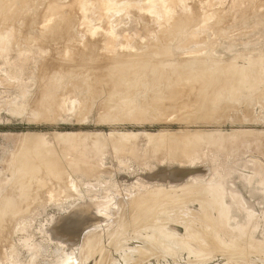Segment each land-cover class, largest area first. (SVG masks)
Masks as SVG:
<instances>
[{
	"label": "rangeland",
	"instance_id": "374dc122",
	"mask_svg": "<svg viewBox=\"0 0 264 264\" xmlns=\"http://www.w3.org/2000/svg\"><path fill=\"white\" fill-rule=\"evenodd\" d=\"M10 1L13 2V5L10 4ZM15 1L8 0L3 5L4 8L0 9V22H2L0 33L4 32L7 35V32H12L10 25L16 27V24L20 30L24 28L28 30H21L20 33L17 31L16 37L4 42L1 45L3 48L0 49L5 53L4 57L0 58V69L7 68L4 65L7 59L9 62L16 59L25 60L20 65L19 75L14 78L8 77L14 83L6 89H0V264H264V108L255 99L254 103L257 105H253L252 100L253 107L248 105L247 101L224 107L223 100L218 99L217 102L216 97L213 98L214 86L212 87L211 81L202 79V75L204 76L202 73L207 71L206 67H197V60L205 58L208 61L216 62L219 72L222 70V72L242 73L241 70L244 68H253L255 63L264 62V0H241L240 4H236L238 0H222L220 3L218 0H213L214 3L216 2L212 4L214 6L208 5V3L207 6L204 3L206 0H175V11L171 14L172 16L162 21V24L157 23L153 17H149L148 24H146L148 28L144 27V23L141 26L142 20H144L143 17L141 18L143 12L136 9L139 6L138 1L148 0H134L135 2L131 1L133 4L129 1L127 7L123 6L122 9L115 7L116 9L100 11V13L103 12L102 15L97 10L94 16L88 8L83 11L77 10L80 12L78 13L75 11L76 9H73V6L77 5L75 3L71 5L69 0H55L57 3L64 4L63 6L68 4L67 9L73 7L74 11L69 10L73 16L67 11L68 14L65 15L67 17L64 18L66 23L69 21L71 24L67 25L66 29L71 35L77 28L78 34L76 31L73 33L77 34L78 39H81L80 46H82V41H86L82 46L84 48L81 49H85L89 59V54H91L88 53L90 51L87 52V50H91L89 46L100 47L95 49L97 51L99 49L98 54L94 53L95 50H91L93 57L99 56V53L105 51L101 57L99 56V59L94 57V59H98H93L94 62L92 56L90 62L87 59L86 63L84 62L87 68L83 66V63L79 67L81 63L76 62L75 67L80 70L74 68L72 64L73 62L75 64L76 61L75 54H70L67 57L56 48V43H54L55 45L52 43L54 42V35L52 37L54 33L50 32L57 28L54 29L49 23L47 26L49 29L46 28L41 32L45 46L53 39L50 42L51 46H49L50 43L47 47L33 43L23 47L20 44L21 41L25 42L23 37L26 32L32 35L33 29L34 32L40 31L37 27L42 21L40 16L42 17V12L45 11L44 7L52 2L55 3L54 0H41L42 2L40 0H32V2L28 0L27 2L26 0V4L25 0H17L18 4ZM33 1L34 4H36L35 1H38L34 8ZM134 3L138 6L136 7ZM222 3L223 5H220ZM5 6L9 8V11ZM195 6L196 8H193ZM5 9L7 11L4 12ZM182 9L185 18L180 17L182 14L180 12L179 18L176 16L177 22L173 17ZM185 10L189 13L187 14ZM190 13L197 15L194 17V14ZM77 14H81V19L78 18L80 15L76 16ZM103 15L104 17H102ZM68 16L72 17L70 18L72 23ZM84 16L93 24L97 22L95 27H98L97 35L100 37L93 38L91 42L76 26L78 18L81 22L80 26L83 27ZM10 17L12 18L10 19ZM1 18L3 19L1 20ZM27 18L29 20L31 18L33 22L38 21L31 23L32 21H27ZM186 18L192 19V23L190 20L188 22V19L184 22ZM23 19L26 20L25 25H22ZM179 21L187 23L188 26L179 23ZM30 23L31 25H28ZM34 24L37 26L35 27ZM176 24L179 25L176 26ZM180 24L190 27L185 29L184 26L181 29ZM72 25L73 27H71ZM21 26L23 27L21 28ZM2 27H6V29ZM168 27L171 30H168ZM177 27L181 32L179 36ZM60 28L62 30L63 25H60ZM164 28L166 29L164 30ZM110 30H113L111 35L114 34V38H116V46L114 45L113 51L107 50V52L104 49L106 40L102 39L104 42L99 40L105 38L104 34ZM172 30L174 32H171ZM44 33H46L45 36ZM133 33L139 35L136 37ZM35 34L33 35L35 36ZM80 34L82 35L80 36ZM152 35L156 37L164 35V37L160 39L161 37L156 38ZM166 35L170 36L172 40L165 38ZM49 36L52 37L51 40ZM82 36L85 38L83 39ZM45 37H48L49 41ZM183 37L184 39L188 37L192 45L195 44L194 42L197 43L192 47V51L189 50L192 45L190 44L188 47V43L191 42L186 43L189 39L186 38L185 41ZM158 38L160 41L162 40L161 43ZM194 38L197 41H192ZM115 40L113 41L115 42ZM150 40H154V42H149ZM156 40L159 42L157 43ZM167 40H169L168 43ZM164 43L169 48H166ZM51 47L56 50L55 52L58 51L54 52L56 54L54 56L56 58L53 57L54 60L61 59V56L66 57L62 58L61 62H57L59 67L63 65L66 67L65 69L63 67L55 69L56 61L53 60L51 63L50 59L54 54L52 53L54 49ZM91 47L93 48V46ZM159 48L162 53L168 52L167 55H165L166 53L158 54L155 49L159 50ZM193 48H197V50ZM68 49L70 50L69 46ZM148 51L150 56L152 52L151 57L157 55L155 60L152 59V62L156 64V60L159 59L161 66H156L152 70L153 67L140 61V63H145L140 65H145L147 68L142 66L146 71L143 70L145 77L141 76L143 78L138 80L139 77L135 73L143 68H138L134 73L133 70L140 67V65L135 66L137 62L139 64V60L136 59L133 63L130 61L135 67L131 66L128 60L130 56L134 55L133 52L146 55ZM49 54H51L50 59ZM57 54L60 55L58 58ZM104 54L109 55L103 57ZM125 55H128V60ZM195 57L198 59L196 60ZM70 60L72 61L70 62ZM44 61H49L46 64L50 68H54V70L51 69L52 72L51 70L45 71L46 64L42 71ZM62 61L67 65L64 66ZM100 64L101 66L98 67ZM94 66L99 69L97 68V70ZM152 66L155 67V65ZM70 67H73L76 72L79 70V72L73 71V73L69 70ZM201 67H204L206 71ZM259 67L261 68L262 65ZM93 68L98 71L99 75ZM130 68L132 72L129 70ZM148 68L152 71L159 68L161 72L156 70L154 73L157 72V75L153 76V74L150 75L153 73L152 71H149L150 73L147 71ZM90 69L92 71H88ZM126 69L128 71H125ZM61 70L70 71L67 74L68 77ZM129 72L133 73V77L136 76L137 80L131 78ZM255 72L264 75V69ZM148 73L149 75H147ZM7 75L9 73L3 71L2 76L7 77ZM178 75L180 76L178 77ZM50 76L55 85L51 82ZM52 76H56L55 80ZM48 78L50 79L48 80ZM131 79L139 81L140 85L136 82L133 85ZM241 80L245 89L237 88V85L234 87L241 91V95L260 91L264 83L262 77L257 80L253 78L250 81H246L244 78ZM48 82L53 86L47 85ZM52 87L55 88L52 89ZM156 88L159 89L156 90ZM156 91L160 92V98ZM230 91L232 90H228V92ZM234 100L237 101L240 98ZM128 101H132L131 107V103L128 104ZM232 106L235 108L233 109ZM168 135H173L170 138H174L169 139ZM176 136L177 139L181 137L180 142L183 140L181 144H179V140L175 139ZM182 137L184 138L182 139ZM175 142H179L177 143L179 146ZM24 146H35L41 151L32 157H26V154L24 155L22 152L24 148L21 149ZM172 149L178 152H173ZM21 161L22 163H19ZM24 161L33 164V167L38 165V167L35 166L37 169L35 175L23 169ZM39 165L49 166L52 171L56 172L58 178L53 177V179L52 175H47L46 168ZM26 178L28 179L26 180ZM42 179L43 181H40ZM51 179L52 182L59 181L55 187L50 186L49 188V184L48 187H45L43 184L46 185V182L49 183ZM66 182L68 183L65 184ZM155 188H157L155 191L159 190V193L157 191L155 195L157 198L152 196L155 194ZM161 188L164 189L163 193ZM142 194L146 195L145 199H142L146 203L140 198L144 196ZM158 194L162 195L158 196ZM150 195L153 199L150 198ZM136 197H139L141 202L138 198L136 202ZM131 201L134 202L131 204ZM148 201L154 204V206L150 205V207H154H152L153 209L149 207ZM89 202L94 204H89ZM143 203L147 204V209L151 210V212L149 209L147 210L149 211L147 213L151 214H147L148 218L150 219L152 214L156 218L151 217L153 222L152 219L149 221L146 216H143V214L146 215V212L142 210L146 208ZM2 204L7 208H1L4 207ZM88 205L90 210L82 211V206L87 207ZM159 205L163 207L156 208ZM8 206L15 209L9 212ZM77 207H81V209H77L75 213L73 210ZM159 209H162L163 212L165 209L169 211L167 220H161L163 212ZM131 210L136 211V215L139 210H142L144 213L141 211L139 214L140 212H138V215L141 216L137 217V215L136 217L146 218V221L143 218L142 221H139L140 219H137ZM72 211L73 214H71ZM206 211L209 215L206 214ZM154 212H158V215ZM78 213L88 215L87 222H89L88 220L99 221L86 224L79 230L77 236L71 235L68 240L60 237L55 238L51 235V227L54 223L68 219V217L75 220ZM204 214L207 216L205 217ZM1 220L4 221L1 223ZM145 222L150 223L147 224L148 228ZM80 225L72 231V234L77 232ZM159 225L162 229H158ZM199 225L203 230L208 231H206L208 236L209 234L212 236L206 240L209 243L215 242L211 245L212 248L208 242L200 244V241H196L204 236ZM188 229L190 231H187ZM91 230L92 232H90ZM159 234L170 236L171 239L168 238L170 239L167 240L168 242H162V246H165L164 249L166 248L168 252L166 250V252L157 251L156 245L148 242V239L159 236ZM145 237H150L147 239L150 246L144 239ZM173 237H177L175 238L177 245ZM171 240L174 241V243L171 242L173 244L170 243ZM179 241L181 244L178 243ZM157 245L160 246L158 243ZM162 246H160L161 249Z\"/></svg>",
	"mask_w": 264,
	"mask_h": 264
},
{
	"label": "bare ground",
	"instance_id": "6f19581e",
	"mask_svg": "<svg viewBox=\"0 0 264 264\" xmlns=\"http://www.w3.org/2000/svg\"><path fill=\"white\" fill-rule=\"evenodd\" d=\"M17 1V0H16ZM15 1V2H16ZM30 1V0H29ZM39 1V0H38ZM38 1H35V3L37 4V2ZM44 1V0H43ZM75 0H69V2L71 3V5L73 4V3H75L77 6H73L72 8L75 10V11H77V10H84V9H86V8H88L89 9V11L91 12V14L94 16V15H96V11L98 10V12L100 13V11H104V10H108V9H114L115 7L116 8H118V9H122L121 7H127V4H128V2L130 1H133V2H135L134 0H76L75 2H74ZM180 1H182V0H180ZM193 1V0H192ZM219 1V3L222 1V0H218ZM6 2H8V0H0V9L3 7V5L4 4H6ZM11 2V1H10ZM9 2V3H10ZM18 2V1H17ZM16 2V3H17ZM27 2H28V0H27ZM30 2H32V0L30 1ZM40 2H42L41 0H40ZM40 2H39V4H40ZM46 2V1H45ZM51 2V1H50ZM54 2L55 3H50L49 5L47 4V6L46 7H44L45 9V11L44 12H42V17L40 16V20H42V21H40L38 24V27L37 28H39L40 29V31H37V34H35V32H34V29H33V34H35V36L32 34V35H30L28 32H26V33H28V34H26L25 33V36L23 37L24 38V41L25 42H23V41H21L20 42V44H21V46H23V47H27V46H29L30 44H36V45H40L41 46V44H42V46L44 45L43 43H45L44 42V38H43V34H42V32H41V30L43 31V30H46V28H48L47 26H48V23H49V25H51V27H53L54 29H56L57 28V30H53V31H49L51 34H52V32L54 33V34H52V37H53V35H54V42H52L53 44L54 43H56V45H57V49L60 51V52H63L67 57H69L70 56V54H75V64H74V62L72 63L73 65H74V68H78V67H75V65H76V62H78L79 64L81 63V65H79L78 63H77V65H79V67H81L82 66V63H83V66H85L86 64H84V62L86 63V60L87 61H91L90 59L93 57V53H92V51L93 50H95L96 48H100V47H98L97 45V47L95 48L94 46L95 45H91V46H93V48L91 47V46H89L90 47V49L92 50H87V52L88 51H90V52H88V53H91V54H89L90 55V59H89V56L86 54V52H85V49L83 50V49H81V48H84V47H82L83 46V43H85L86 41H82L83 43L81 44L82 46H80V44L79 43H81L80 42V40L81 39H78V36H76L78 33H77V28H76V30L74 29V31L73 32H75L76 31V33L77 34H75L74 35V33L72 32V34L70 35V34H68L69 32H68V29H66V27H67V25L69 26V25H71L70 23H69V21H67L68 23H66V21H65V17H67V16H65V15H67L68 13H67V11L69 12V10L71 9L72 10V8H70V9H67L68 8V4L66 5L65 4V6H63L64 4H61V3H57V1H55L54 0ZM175 2V0H148V1H145V2H140V1H138V5L136 4V3H134L135 4V6L137 7H133L134 9L136 8V9H138V10H140L141 11V13L143 12V14L141 15V13H140V15H141V18L142 19H144V20H142L141 18H140V21L142 20V24H141V26L143 25V23L145 24V26L144 27H146L147 25L146 24H148L147 23V19L149 18V17H153L154 18V20L157 22V23H161L162 24V21H164L165 19L167 20L168 18H169V16H172L171 14H173L174 13V5L176 4V3H174ZM177 2V1H176ZM204 2V1H203ZM13 2H11L10 4H12ZM25 4H26V0H25V2H24ZM204 3H206V5H207V3H208V5L210 4V6L212 5V4H215L214 3V1L213 0H206V2H204ZM203 3V4H204ZM218 3V4H219ZM226 3V2H225ZM241 3V0H238L237 1V3L236 4H240ZM18 4V3H17ZM23 4V3H22ZM27 4H29V3H27ZM33 4H34V1H33ZM32 4V5H33ZM36 4H34L33 5V8H34V6L36 5ZM38 4V5H39ZM43 4V3H42ZM42 4H41V6H42ZM46 4V3H45ZM131 4H133L132 2H131ZM130 4V5H131ZM194 5H195V3H193ZM7 5H9L8 3H7ZM13 5V4H12ZM129 5V6H130ZM207 5V6H208ZM220 5H223V3L222 4H220ZM18 6V5H17ZM26 6V5H25ZM25 6H24V8H25ZM29 6V5H28ZM37 6V5H36ZM131 6H134V5H131ZM192 6V5H191ZM212 6H214V5H212ZM6 7V6H5ZM32 7V6H31ZM38 7H40V6H38ZM92 7V8H91ZM4 8V7H3ZM6 8H8V7H6ZM18 8V7H17ZM43 8V7H42ZM94 10V12H92V10ZM115 8V9H116ZM184 8V7H183ZM193 8H196V6L195 7H193ZM11 9V8H10ZM192 9V8H191ZM3 10V9H2ZM2 10H1V12H2ZM13 10V9H12ZM11 10V11H12ZM22 10V9H21ZM24 10V9H23ZM30 10V9H29ZM38 10V9H37ZM74 10H72V11H74ZM167 10H168V12H169V10H170V12L168 13L167 12ZM194 10V9H193ZM5 11H7V9H5L4 10V12ZM8 11H9V8H8ZM14 11H16V10H14ZM36 11V10H35ZM39 11V10H38ZM182 11H184L183 9L182 10H180V11H178V13H177V15H175L173 18H175L176 19V16H177V18H179L178 17V14H181V16L180 17H184V12H182ZM3 12V13H4ZM78 13H80L79 11H77ZM76 12V13H77ZM181 12V13H180ZM185 12H186V10H185ZM194 12V11H193ZM197 12V11H196ZM26 13V12H25ZM67 13V14H66ZM94 13V14H93ZM98 13V14H99ZM103 13V12H102ZM102 13H100L101 15H102ZM138 14H139V12H137ZM187 14L189 13V12H186ZM261 13V12H260ZM8 14V13H7ZM10 14H13V13H10ZM23 14V13H22ZM28 14V13H27ZM31 14V13H30ZM53 14V15H52ZM69 14H70V12H69ZM75 14V13H74ZM98 14H97V16H98ZM99 14V16H101ZM190 14H192V13H190ZM194 14V15H193ZM192 15L195 17L197 14H195V13H193ZM32 16H33V14H31ZM39 15V14H38ZM70 15H72V14H70ZM78 15H80L78 18L79 19H81L80 17H81V14H77L76 16H78ZM183 15V16H182ZM186 15V14H185ZM1 16H2V14H1ZM6 16V15H5ZM12 16V15H11ZM26 16V15H25ZM73 16V15H72ZM137 16V15H136ZM135 16V17H136ZM187 16V15H186ZM189 16V15H188ZM8 17H9V15H8ZM31 17V16H30ZM34 17V16H33ZM38 17V16H37ZM102 17H104V15L102 16ZM190 17V16H189ZM188 17V18H189ZM192 17V16H191ZM194 17H192V19L194 18ZM221 17V16H220ZM12 17H10V19H11ZM16 18H18L17 16H16ZM24 18V17H23ZM70 18H72V17H70ZM69 18V16H68V19H70ZM77 18V21H78V25H76L78 28H80V31L82 32V34L85 36V37H87L86 39L88 40H90V42H91V40H93V38H95V37H100V36H98L97 34H98V27L96 28L95 27V24H97V22L95 23V24H93V23H91L88 19H86L85 18V16H84V23L82 24L83 25V27L82 26H80L81 25V22H79V19ZM185 18V17H184ZM188 18H186V20H184V22H186L187 21V19ZM225 18V17H224ZM228 18V17H227ZM3 18H1V20H2ZM20 19V18H19ZM25 19V18H24ZM23 19V20H24ZM34 20H35V18H33ZM74 19V18H73ZM76 19V18H75ZM174 19V20H175ZM190 20V19H188V22H190L191 21V23H192V21L194 20ZM29 20V18H27V21ZM30 20H31V18H30ZM29 20V21H30ZM49 22H48V21ZM173 20V19H172ZM178 19H176L175 21H177ZM180 21L182 20V19H179ZM190 20V21H189ZM219 20V19H218ZM13 21H14V19H13ZM25 21L26 20H24V22H23V24L22 25H25L26 23H25ZM32 21V20H31ZM36 22H31V23H37V21L38 20H35ZM70 21H71V19H70ZM82 21V20H81ZM179 21V23H181ZM183 21V20H182ZM195 21V20H194ZM220 21V20H219ZM12 22V21H11ZM17 22V21H16ZM20 22V21H19ZM42 22V23H41ZM74 22H76V21H74ZM174 22V21H173ZM173 22H172V25H173ZM178 22V21H177ZM183 22V23H184ZM217 22V21H216ZM2 22H0V24H1ZM21 23V22H20ZM31 23L30 24H28V25H31ZM71 23H72V21H71ZM132 23V22H131ZM141 23V22H140ZM140 23H139V25H140ZM183 23H181V24H183ZM74 25H75V23H73ZM174 24H175V22H174ZM180 24V25H181ZM184 24H187V23H184ZM5 25V24H4ZM8 25V24H7ZM17 25L18 24H16V27L15 26H12V25H10L11 27H12V29L11 28H9V29H11V31L12 32H7V35L4 33V32H1L0 33V49H2L3 47H1V45H3V43L4 42H8V41H10L11 39H13V38H15L16 37V35L18 34V32L17 31H19V33H20V31L22 30V31H26V30H28L27 28H24V29H26V30H24V29H21L20 30V28H17ZM35 25V24H34ZM41 25V27H39ZM60 25L62 26L63 25V29L61 30V28H60ZM171 25V24H170ZM169 25V26H170ZM179 25V24H178ZM177 24H176V26H178ZM189 25L191 26V24L189 23ZM27 26V25H26ZM33 26V25H32ZM32 26H30V27H32ZM37 26V24L35 25V27ZM132 26V25H131ZM175 26V27H176ZM185 25H181V29H182V27H184ZM186 26H188V24L186 25ZM185 26V29L186 28H189V27H186ZM20 27V26H19ZM23 26H21V28H22ZM28 27V26H27ZM58 27H59V31H58ZM71 27H73V25L71 26ZM82 27V28H81ZM144 27H142V28H144ZM151 27V26H150ZM171 27V26H170ZM170 27H168V30H171V28ZM175 27H173L174 29H175ZM3 29L5 28L6 29V27H2ZM69 29H70V27H68ZM75 28V27H74ZM86 28V29H85ZM147 28H148V26H147ZM146 28V29H147ZM154 28V27H153ZM170 28V29H169ZM172 28V29H173ZM17 29H19V30H17ZM32 29V28H31ZM49 29V28H48ZM138 29V28H137ZM136 29V30H137ZM166 28H164V30H165ZM178 27H177V31H178ZM181 29H180V31H181ZM199 29V28H198ZM71 30V29H70ZM121 30H123V29H121ZM141 30V29H140ZM151 30V29H150ZM187 30H189V29H187ZM186 30V31H187ZM195 30H197V29H195ZM32 31V30H31ZM72 31V30H71ZM113 31V30H112ZM112 31L110 30V32H107L106 34H104L105 35V38H100V40L99 41H101L102 39L105 41V47H104V49H106V51L107 50H110L109 52H111V51H113V48L116 46L115 44H116V38H114V34H113V36L111 35V33H112ZM137 31H139V30H137ZM137 31H135V32H137ZM167 31V30H166ZM165 31V32H166ZM183 31V30H182ZM191 31H193V30H191ZM190 31V32H191ZM229 31V30H228ZM48 32V33H49ZM134 32V31H133ZM134 32V33H135ZM168 32V31H167ZM171 32H174V30H172ZM170 32V33H171ZM176 32V31H175ZM194 32V31H193ZM4 33V34H3ZM23 33V32H22ZM47 33V32H46ZM46 33H44V36H45V34ZM71 33V32H70ZM80 33V32H79ZM133 33V34H134ZM137 33H139V32H137ZM169 33V34H170ZM179 33H181V32H177V34H178V36L180 35ZM183 33V35H184V31L182 32ZM187 33H189V32H187ZM187 33H185V34H187ZM24 34V33H23ZM51 34H50V36H51ZM82 34H80V36L82 35ZM142 34V33H141ZM165 34V33H164ZM168 34V35H169ZM177 34H175V35H177ZM190 34H192V33H190ZM189 34V35H190ZM49 35V34H48ZM126 35H128V34H126ZM135 36L137 35V34H134ZM139 35V34H138ZM137 35V36H138ZM168 35H166L167 37H165V38H170V36L168 37ZM173 35H174V33H173ZM50 36H49V38H50ZM79 36V37H80ZM136 36V37H137ZM151 36V35H150ZM153 36V35H152ZM177 36V37H178ZM181 36H182V34H181ZM180 36V37H181ZM188 36V35H187ZM192 36V35H191ZM51 37V38H52ZM83 37V36H82ZM85 37H83V39L85 38ZM122 37V36H121ZM126 37V36H125ZM153 37H156V36H153ZM153 37H152V39H153ZM157 37H159V36H157ZM156 37V38H157ZM161 37V36H160ZM159 37V38H160ZM162 37H164V35L162 36ZM162 37L160 38V39H162ZM171 37H172V35H171ZM179 37V38H180ZM184 37H185V35H184ZM184 37H183V39H184ZM43 38V39H42ZM49 38L47 37H45V39L46 40H48L49 41ZM51 38H50V40H51ZM122 38H124V36L122 37ZM121 38V39H122ZM140 38V37H139ZM148 38V37H147ZM156 38H154V39H156ZM158 38V39H159ZM173 38V37H172ZM186 38H188V37H186ZM186 38L184 39L185 41H186ZM189 38L191 39V37L189 36ZM188 38V39H189ZM18 39V38H17ZM85 39V40H86ZM96 39V38H95ZM94 39V40H95ZM98 39V38H97ZM127 39V38H126ZM160 39H159V41H160ZM171 39V38H170ZM189 39V41H186V43H188V42H191V40ZM51 40V41H52ZM102 40V41H103ZM113 40H115V42L113 41ZM166 40V39H165ZM165 40H163V41H165ZM172 40V39H171ZM183 40V41H184ZM50 41V42H51ZM97 41V40H96ZM103 41V42H104ZM118 41H119V39H118ZM126 41V40H125ZM128 41V40H127ZM154 42V40H150L149 42ZM157 41V40H156ZM159 41H157V43L159 42ZM162 41V40H161ZM161 41H160V43H161ZM168 41L169 40H167V43H168ZM184 41V42H185ZM192 41H197V40H195V38L194 39H192ZM47 42V41H46ZM50 42H47L46 43V46L45 47H47L48 45H49V43ZM70 42H72V43H70ZM98 42V41H97ZM96 42V43H97ZM114 42V43H113ZM166 42V41H165ZM171 42V41H170ZM99 43V42H98ZM128 43V42H127ZM126 43V44H127ZM163 43V42H162ZM195 44L194 45H197V43L196 42H194ZM53 44H52V46H53ZM69 44H71V45H69ZM88 44V43H87ZM100 44V43H99ZM98 44V45H99ZM165 44V43H164ZM172 44V43H171ZM190 44L192 45V42L191 43H188V47L190 46ZM198 44H200L201 45V43H199L198 42ZM55 45V44H54ZM86 44H84V46H85ZM101 45V44H100ZM99 45V46H100ZM115 45V46H114ZM140 45V44H139ZM148 45H149V43H148ZM152 45H153V43H152ZM151 45V46H152ZM174 45V44H173ZM194 45H192V46H190L189 47V50H191L192 51V47L194 46ZM49 46H51V43H50V45ZM68 46L70 47V50H71V52H70V50L68 49ZM154 46H156L155 45V43H154ZM162 46V45H161ZM165 46H166V44H165ZM168 46V45H167ZM166 46V48H169V47H167ZM178 46V45H177ZM186 46V44L184 45V47ZM36 47V46H35ZM38 47V46H37ZM86 47V46H85ZM102 47V46H101ZM153 47V46H152ZM163 47V46H162ZM200 47V46H199ZM52 48V47H51ZM88 48V47H87ZM111 48V49H110ZM134 48H135V46H134ZM164 48V47H163ZM163 48H162V50H163ZM172 48V47H171ZM201 48V47H200ZM34 49V48H33ZM38 49V48H37ZM52 49H54V48H52ZM83 50V51H81V50ZM102 49V48H101ZM100 49V50H101ZM124 49V48H123ZM137 49V48H136ZM152 49V48H151ZM165 49V48H164ZM173 49V48H172ZM175 49V48H174ZM177 49V48H176ZM183 49V48H182ZM188 49V48H187ZM193 49H196L197 50V48H193ZM22 50V49H21ZM116 50V49H115ZM118 50V49H117ZM116 50V51H117ZM135 50V49H134ZM156 51H158V54L160 53V55H161V49L159 48V50L158 49H155ZM18 51V50H17ZM20 51V50H19ZM29 51H31L30 49H29ZM56 50L54 49V51H52V53H54ZM98 51H99V49H98ZM98 51L97 50H95L94 51V53L96 52L97 54H98ZM102 51V50H101ZM154 51V50H153ZM155 51V52H156ZM163 51H165V50H163ZM166 51H168V49H166ZM173 51V50H172ZM190 51V52H191ZM49 52H50V50H49ZM58 52V51H57ZM57 52H55V53H57ZM105 52V51H104ZM104 52H102L101 54H103ZM108 52V51H107ZM120 52V51H119ZM154 52V56H155V54L157 53H155ZM187 52H189V51H187ZM197 52V51H196ZM53 54V56H51V54H49L48 55V57L49 56H51V58L52 59H50V57H49V59L51 60V63H52V61L54 60L53 59V57L54 56H56V54ZM117 53V52H116ZM123 53V52H122ZM127 53H128V51H127ZM132 53V52H131ZM139 53V52H138ZM144 53H146L145 51H144ZM148 53H149V51H148ZM142 54V55H140V53L139 54H137V53H134L133 52V54L134 55H132V56H130V59L128 60L127 59V56L128 55H125L126 56V59L130 62H134V61H136V59L137 60H139V64H138V62H137V64L135 65L136 67L137 66H139L140 64H145L144 62H146V64H148V66L149 67H153L152 68V70H154L155 68H156V66L158 67V66H161L160 65V63H161V61H160V63H159V59L158 60H156L157 61V63L155 64L154 62H152L153 60V58H154V60L156 59L155 57L157 56H155V57H151L152 56V52H151V56H150V53L149 54ZM164 54L166 53V52H163ZM162 53V54H163ZM168 53V52H167ZM167 53L165 54V55H167ZM60 54V53H59ZM96 54V55H97ZM101 54L99 53V56L101 57ZM121 54V53H120ZM186 54V53H185ZM4 55H5V53H4V50H0V58H3L4 57ZM30 55H32V53H30ZM63 55V54H62ZM69 55V56H68ZM95 55V54H94ZM105 55L108 57V55L109 54H104L103 55V57H105ZM129 55H131V54H129ZM138 55H140V56H138ZM164 55V56H165ZM197 55V54H196ZM199 55V54H198ZM60 56V55H59ZM58 56V54H57V58L59 57ZM74 56V55H73ZM92 56V57H91ZM99 56L97 55V56H94V57H97L98 59H99ZM121 56H123V55H121ZM32 57V56H31ZM30 57V58H31ZM34 57V56H33ZM47 56H46V58H48ZM62 58H66V57H64V56H61ZM94 57L92 58V61H93V59H94ZM113 57H114V55H113ZM116 57V56H115ZM198 57V56H197ZM54 58H56V57H54ZM61 58V59H62ZM109 58H110V56H109ZM118 58V57H117ZM119 58H120V56H119ZM160 58V57H159ZM186 58V57H185ZM196 58V57H195ZM203 58V57H202ZM208 58V57H207ZM7 59V58H6ZM5 59V60H6ZM61 59H57V61L56 60H54V61H56L55 63H59V62H61L60 60ZM71 59H73V58H71ZM98 59H94V60H98ZM104 59V58H103ZM115 59V58H114ZM125 59V58H124ZM133 59V60H132ZM198 58H196V60H197ZM23 60L24 59H16L15 61H10L9 62V60L7 59L5 62H4V65L5 66H7V68H1L0 69V89H6V88H8L10 85H12L14 82L13 81H11L9 78H14V77H17L18 75H19V69H20V65L22 64V62H23ZM28 60V59H27ZM26 60V61H27ZM63 60V59H62ZM183 60V59H182ZM67 61H69L68 59H67ZM72 60H70V62H71ZM125 61V60H124ZM123 61V62H124ZM127 61V62H128ZM140 61H144L143 63H140ZM186 61V60H185ZM207 59H205V58H203V59H201L200 60V58L197 60V67H199L200 68V66H204V67H206V69H207V71H206V69L203 67H201L202 69H204L206 72H204V73H202V74H204V76L202 75V79L203 80H205V81H211V84H212V87L214 86V90H213V98L214 97H216V99L215 100H217V102H218V99L219 100H223V103L225 102V105L223 104V106L224 107H228V106H231V105H234V104H239V103H241L242 101H247L248 103V105H251V103H252V100H253V105H257V104H255L254 102L256 101L257 103L259 102V103H261L262 105H261V107H263L264 108V83H263V85H262V88H261V90L260 91H258V92H254V93H252V94H248V95H241L240 93H241V91L239 90L238 91V89H234V87L237 85V88H239V87H241V89H245L244 88V86H243V83H241L242 82V80L241 79H245L246 81H250L251 80V78H253V79H255V80H257V79H259V77H262L263 79H264V75L262 76V74L261 73H259V72H255V71H259L260 69H264V62L263 61H261V62H259V63H255V66L253 67V68H244L243 70H241L242 71V73H240V72H235V71H230V72H228V71H223L222 72V70H221V72H219L218 71V68H217V65L215 64L216 62H211L210 60V62L208 61ZM24 62H25V60H24ZM47 62V61H46ZM46 62L44 61V63H43V65L44 64H46ZM49 62V61H48ZM47 62V63H48ZM88 62V63H89ZM94 62V61H93ZM116 62V61H115ZM128 62V64H129V66H130V63ZM54 63V64H55ZM58 63H57V65L55 64V69H60L61 67H63V65L61 66V67H59V65H58ZM62 63H63V61H62ZM65 63H67V62H65ZM109 63V62H108ZM131 63V66H133V64ZM136 63V62H135ZM159 63V64H158ZM16 64V65H15ZM50 64V63H49ZM64 64V63H63ZM68 64H71V63H68ZM104 64H105V62H104ZM127 64V63H126ZM212 64V65H211ZM51 65V64H50ZM67 65V64H66ZM65 64H64V66H66ZM91 65H92V62H91ZM90 65V66H91ZM96 65V64H95ZM103 65V64H102ZM112 65V64H111ZM116 65H117V63H116ZM121 65V64H120ZM152 65H155V67L154 66H152ZM253 65V64H252ZM262 65V67L260 68L259 66H261ZM51 66H53V65H51ZM68 66H70V65H68ZM67 66V67H68ZM87 66H89V65H87ZM93 66V65H92ZM97 66V65H96ZM99 66H101V64L100 65H98V67ZM109 66V65H108ZM126 66V65H125ZM128 66V65H127ZM130 66V67H131ZM135 66H133V67H135ZM142 66H144L145 67V65H142ZM141 65H140V67H137V69L135 68L134 70H133V72L135 73V71L136 70H138V68H141L142 67ZM147 66V65H146ZM208 66V67H207ZM48 64H46V69H45V65L43 66V69H42V71L45 69V71H47V70H51V69H53L54 70V68H50L49 67V69H48ZM95 67V66H94ZM98 67H95L96 69L98 68ZM117 67V66H116ZM23 68V67H22ZM64 69L66 68V67H63ZM71 68V67H70ZM73 67L71 68V69H69V70H71L72 72L74 71V72H76V70L74 69ZM83 68V67H82ZM81 68V69H82ZM85 68H87L86 66H85ZM92 68V67H91ZM114 68V67H113ZM119 68V67H118ZM127 68V67H126ZM129 68V67H128ZM143 68V67H142ZM145 68H147V67H145ZM145 68H143L142 70L141 69H139L140 71H137V73H135V75L137 76V77H139V78H137L136 76V78L138 79V80H140L141 78H143V77H141V76H144L145 77V73L144 72H146L145 71ZM63 69V70H64ZM72 69H74V70H72ZM79 69V68H78ZM89 69V68H88ZM94 69V68H93ZM96 69H94V70H96ZM99 69V68H98ZM97 69V70H98ZM115 69V68H114ZM122 70H123V68H121ZM80 70V69H79ZM79 70L76 72V73H78L79 72ZM96 70V74H98V71ZM129 70H131V72H132V69L130 68ZM143 70H144V72H143ZM152 70H150L149 68H148V72L150 71H152ZM157 70V69H156ZM155 70V71H156ZM170 70H174V69H170ZM3 71H6L7 73H9V75H7V77L6 76H2V73H3ZM56 71V70H55ZM62 71V70H61ZM60 71V72H61ZM88 71H92L91 69L90 70H88ZM100 71V70H99ZM120 71V70H119ZM125 71H128L127 69L125 70ZM155 71H152L153 73H150V75L151 74H153V76H154V72ZM158 71H160V69L158 68V70H157V72ZM48 72V71H47ZM51 72H52V70H51ZM62 72H64L65 74L64 75H66L67 76V74L68 73H70V71H68V70H65V71H62ZM73 72V73H74ZM157 72H156V74L155 75H157ZM161 72V71H160ZM159 72V73H160ZM87 73H89V72H87ZM130 73V72H129ZM143 73H144V75H143ZM149 73L147 74V75H149ZM57 74V73H56ZM93 74V73H92ZM95 74V73H94ZM131 74V73H130ZM133 74V73H132ZM131 74V75H132ZM54 75H55V73H54ZM63 75V77H65ZM99 75V74H98ZM130 75V77L131 78H135V77H133V75L131 76ZM206 75V76H205ZM57 76V75H56ZM55 76V77H56ZM97 76V75H96ZM180 75H178V77H179ZM9 77V78H8ZM53 77V76H52ZM55 77H53L54 78V80H55ZM59 77V76H58ZM57 77V78H58ZM62 77V78H63ZM68 77V76H67ZM66 77V78H67ZM158 77V76H157ZM26 78V77H25ZM25 78H24V80H25ZM50 78H51V76H50ZM50 78H48V80L50 79ZM61 78V79H62ZM135 78V80H137ZM60 79V78H59ZM58 79V80H59ZM52 80V81H51ZM51 82L52 83H54L53 82V79L51 78ZM57 80V81H58ZM63 80V82H64V78L62 79ZM67 80V79H66ZM65 80V81H66ZM135 80H133L132 81V79H131V81L133 82V85H134V82H136ZM153 80V79H152ZM151 80V82H153ZM176 80V79H175ZM20 81V80H19ZM57 81H55V82H57ZM60 81V80H59ZM21 82V81H20ZM50 82V83H51ZM60 82H62V81H60ZM131 82V83H132ZM147 82H148V80H147ZM169 82H170V80H169ZM16 84H17V82H15ZM52 83L51 84H49V82H48V84L47 85H49V86H53V85H55V83L52 85ZM137 84L139 83V81L138 82H136ZM58 84V86H59V83H57ZM57 84H56V87H57ZM62 84V83H61ZM147 84V83H146ZM149 84H150V82H149ZM151 84H153V83H151ZM166 84V83H165ZM168 84V83H167ZM240 84H242V85H240ZM138 85H140V84H138ZM142 85H144V83H142ZM168 85H170V84H168ZM17 86V85H16ZM48 86V87H49ZM149 86H151V85H149ZM153 86H155V85H153ZM167 86V85H166ZM171 86H173L172 84H171ZM48 87H47V89H48ZM60 87V86H59ZM58 87V88H59ZM63 87V86H62ZM136 87V86H135ZM168 87V86H167ZM44 88L46 89V87L44 86ZM53 88H55V87H52V89ZM148 88V87H147ZM155 88V87H154ZM161 88V87H160ZM164 88V87H163ZM166 88V87H165ZM169 88V87H168ZM49 89H50V87H49ZM48 89V90H49ZM152 89V88H151ZM157 89H159V88H156V90ZM167 89V88H166ZM155 90V89H154ZM228 90H232V91H230V92H228ZM160 91V90H159ZM168 91H170V90H168ZM165 92V91H164ZM154 93V92H153ZM156 93L159 95V98H160V92H157L156 91ZM162 93H163V91H162ZM167 93V92H166ZM156 94V95H157ZM158 95L156 96V97H158ZM162 96V95H161ZM155 98V97H154ZM239 99L240 98V100H237V101H235L234 99ZM254 99H255V101H254ZM116 101V100H115ZM114 101V102H115ZM211 101V100H210ZM249 101H251V102H249ZM134 102V101H133ZM128 104L129 103H131L130 104V107H131V105H133V103H132V101H128L127 102ZM246 103V102H245ZM242 104H244V103H242ZM246 104V105H247ZM135 105V104H134ZM227 105V106H226ZM245 105V106H246ZM247 105V106H248ZM253 105H251L252 107H253ZM255 107V106H254ZM232 108H233V106H232ZM234 108H235V106H234ZM233 108V109H234ZM225 109V108H224ZM228 109V108H227ZM229 109H230V107H229ZM37 113V112H36ZM29 135V134H28ZM35 135V134H34ZM117 135V134H116ZM24 136V135H23ZM32 136V135H31ZM169 136V139H173L174 137H172V138H170L171 136H173V135H168ZM175 136V135H174ZM178 136V135H177ZM177 136L175 137V139H177ZM180 136V135H179ZM194 136V135H193ZM13 137V136H12ZM34 137V136H33ZM116 137V136H115ZM167 137V136H166ZM165 138V137H164ZM168 138V137H167ZM166 138V139H167ZM181 138V137H180ZM180 138L179 139H177V140H179V142H180ZM184 137H182V139H183ZM193 138V137H192ZM196 138H197V136H196ZM195 139V138H194ZM199 139V138H198ZM32 140V139H31ZM190 140V139H189ZM24 141V140H23ZM22 141V142H23ZM169 141V140H168ZM167 141V142H168ZM176 141V140H175ZM183 140H181V142H182ZM172 142V141H171ZM179 142H177V143H179ZM181 142L179 143V144H181ZM176 143V142H175ZM176 143V144H177ZM173 144V143H172ZM179 144H177L178 146H179ZM194 144V143H193ZM170 145H171V143H170ZM21 146V145H20ZM19 146V147H20ZM28 146H30V145H28ZM174 146V145H173ZM177 146V147H178ZM193 146V145H192ZM24 148V149H23ZM163 148V147H162ZM179 149H180V147H178ZM21 149H23V151L22 152H24V155L26 154V157H32V156H34V155H36L37 154V152H39V151H41V149H39V148H36L35 146L34 147H26V146H24V147H22ZM190 149V148H189ZM183 150V149H182ZM172 151H173V149H172ZM173 152H178V151H173ZM181 152V151H180ZM20 156H21V154H20ZM16 157H18V156H16ZM36 157H38V156H36ZM41 157V156H40ZM22 158V157H21ZM39 158V157H38ZM23 159V158H22ZM20 161V160H19ZM29 161H30V159H29ZM53 161V160H52ZM25 162V161H24ZM31 162H32V159H31ZM45 162V161H44ZM50 162V161H49ZM19 163H22V161L21 162H19ZM55 163H56V161H55ZM35 165V164H34ZM48 165H50V164H48ZM23 169L24 170H27L29 173H31L32 175H35L34 173H37L36 171H37V169H36V167H38V165H35L34 167H33V164L31 165V164H29V163H24L23 165ZM40 167L41 166H43V168L45 167L46 168V171H47V175H52V178L53 177H56V172L55 171H52V169L49 167V166H44V165H39ZM60 166V165H59ZM20 167V166H19ZM53 167V166H52ZM44 168V169H45ZM42 169V168H41ZM43 170V169H42ZM41 170H40V168H39V172H40ZM43 171H45V170H43ZM46 171L44 172V173H46ZM61 171H63V170H61ZM60 171V172H61ZM42 173V172H41ZM44 173L42 174V176L44 175ZM176 173H177V171H176ZM23 174V173H22ZM64 174V173H63ZM161 175V174H160ZM176 175V174H175ZM178 175V174H177ZM176 175V176H177ZM25 176V175H24ZM28 176V175H27ZM31 177V176H30ZM60 177H64V176H60ZM168 177V176H167ZM25 178V177H24ZM39 178V177H38ZM40 178H43V177H40ZM47 178V177H46ZM56 178H58V177H56ZM55 178V179H56ZM67 178V177H66ZM158 178H160V177H158ZM19 179V178H18ZM28 178H26V180H27ZM54 179V178H53ZM61 179V178H60ZM65 179V178H64ZM34 180H36V179H34ZM48 180V179H47ZM67 180V179H66ZM25 181V180H24ZM40 181H43V179L42 180H40ZM56 181V180H55ZM59 181V180H58ZM58 181H56V182H52V179H51V181H49V183H47L46 182V185L45 184H43L45 187H48V184H49V188H50V186L51 187H55V185H56V183H58ZM16 182V181H15ZM19 182V181H18ZM26 182V181H25ZM34 182V181H33ZM60 182H62V181H60ZM20 183V182H19ZM35 184H36V182H34ZM43 183V182H42ZM41 183V184H42ZM45 183V182H44ZM52 183V184H51ZM68 182H66L65 184H67ZM63 184V183H62ZM37 185H39V186H41L40 184H38L37 183ZM64 185V184H63ZM187 185V184H186ZM17 186V185H16ZM185 186V185H184ZM14 187V186H13ZM27 187H29L28 185H27ZM34 187V186H33ZM35 187H36V185H35ZM183 187V186H182ZM192 187V186H191ZM190 187V188H191ZM23 188H24V186H23ZM201 188V187H200ZM48 189V188H47ZM157 188H155L154 189V191L156 190ZM18 190V189H17ZM22 190V189H21ZM152 190V189H151ZM164 190V189H163ZM163 190H162V188H161V191H162V193H163ZM194 190V189H193ZM201 190V189H200ZM28 191H30L29 189H28ZM39 191V190H38ZM49 191V190H48ZM153 191V190H152ZM158 191V193H159V190H157ZM157 191H155V194H153L152 196L153 197H156L155 195L157 194ZM161 191H160V193H161ZM193 192V191H192ZM52 193H53V191H52ZM169 193H170V191H169ZM168 193V194H169ZM195 193H196V191H195ZM28 194V193H27ZM26 194V195H27ZM31 194V193H30ZM146 194V193H145ZM150 194H152V193H150ZM187 194V193H186ZM25 195V194H24ZM36 195V194H35ZM142 195H144V194H142ZM160 194H158V196H159ZM162 195V194H161ZM160 195V196H161ZM8 196V195H7ZM6 196V197H7ZM17 196H19V195H17ZM39 196V195H38ZM145 196L146 195H144L143 197L141 196L140 198H141V200L142 199H145ZM147 196H149L148 195V193H147ZM13 197H15V196H13ZM23 197V196H22ZM27 198H28V196H26ZM31 197V196H30ZM167 197V196H166ZM9 198V197H8ZM139 199V197H136V199ZM150 198H152L151 197V195H150ZM149 198V199H150ZM157 198V197H156ZM161 198V197H160ZM159 198V199H160ZM177 198V197H176ZM10 199H13V198H10ZM20 199H22L21 197H20ZM134 199V198H133ZM138 199L136 200V202L138 201ZM153 199V198H152ZM155 199V198H154ZM162 199V198H161ZM164 199V198H163ZM37 200V199H36ZM42 200V199H41ZM6 201V200H5ZM9 201V200H8ZM142 201H144L145 202V200H142ZM153 201V200H152ZM160 201V200H159ZM158 201V202H159ZM164 201V200H163ZM168 201H170L169 199H168ZM7 202V201H6ZM13 202V201H12ZM132 202H134V201H131V204H132ZM135 202V204H137ZM139 202H141L140 201V199H139ZM149 202V201H148ZM147 202V203H148ZM161 202V201H160ZM181 202H183V201H181ZM1 203V202H0ZM94 204L93 202H89V204ZM146 203V202H145ZM150 203V202H149ZM178 203V202H177ZM5 204V203H4ZM4 204H2V205H4ZM17 204V203H16ZM129 204V203H128ZM130 204V205H131ZM140 204V203H139ZM144 204V203H143ZM142 204V205H143ZM153 204V203H152ZM151 203L150 204H148L149 205V207H150V205H152ZM182 204V203H181ZM180 204V205H181ZM8 205H11V204H8ZM14 205V204H13ZM18 205V204H17ZM142 205H140V207L142 206ZM156 205V204H155ZM158 205V204H157ZM167 205V204H166ZM6 206H7V203H6ZM5 205H4V207L2 206L1 208H5L6 207ZM19 206V205H18ZM133 206H134V204H133ZM146 206V208H141L143 211H145L146 212V215L145 214H143L144 212L142 211V210H139L138 212H140L139 214H141V211L143 212L142 214H143V216L145 217H149V216H147V212H151V210H150V208L151 209H153L154 207V204H153V208L152 207H150V208H148L149 209V211H147L148 209H147V204L145 205L144 204V207ZM160 206H162V205H159V206H157L156 208H160ZM128 207H130V206H128ZM136 208L138 207V205L137 206H135ZM134 207V208H135ZM143 207V206H142ZM163 207V206H162ZM161 207V208H162ZM7 208V207H6ZM5 208V209H6ZM19 208V207H18ZM21 208V207H20ZM25 208H26V206H25ZM135 208V209H136ZM166 208H168V207H166ZM173 208V207H172ZM184 208V207H183ZM182 208V209H183ZM15 208L14 207H12V206H8V210H9V212H10V210H11V212L14 210ZM77 209H81V207H77V208H75L73 211H75V213H76V210ZM139 209V208H138ZM146 209V210H145ZM164 209V208H163ZM185 209V208H184ZM199 209V208H198ZM22 210H23V208H22ZM27 210V209H26ZM85 210H90V208H89V205L87 206V207H84V206H82V211H85ZM137 210V209H136ZM155 210V209H154ZM153 210V211H154ZM180 210V209H179ZM186 210V209H185ZM184 210V211H185ZM71 212V214H73L74 212ZM133 213H135L133 210H131ZM158 211V210H157ZM159 211H162V209H159ZM188 211V210H187ZM7 212V211H6ZM20 212V211H19ZM18 212V213H19ZM131 212V213H132ZM138 212H137V215H138ZM155 212H156V210H155ZM154 212V214H157L158 215V212L157 213H155ZM163 212V211H162ZM168 210H164V212L162 213V215H161V220H167V216H168ZM207 212V211H206ZM16 213H17V211H16ZM132 213V214H133ZM188 213V212H187ZM192 213V212H191ZM150 214V213H149ZM148 214V215H149ZM181 214V213H180ZM184 214V213H183ZM195 214V213H194ZM197 214V213H196ZM207 215H209L208 214V212L206 213ZM206 214H204L205 215V217L207 216ZM16 215V214H15ZM18 215V214H17ZM136 215V213H135V217L137 216ZM151 215V214H150ZM157 215H155L156 217H157ZM198 215V214H197ZM197 215H195V216H197ZM1 216H2V214H1ZM9 216V215H8ZM132 216H134V214L132 215ZM141 215H138L137 217H140ZM152 216H153V214H152ZM151 216V217H152ZM192 216V215H191ZM194 216V215H193ZM5 217V216H4ZM17 217V216H16ZM136 217V218H137ZM150 217V219L148 218V220L150 221L152 218H154V216L151 218ZM185 217V216H184ZM202 217V216H201ZM7 218V217H6ZM9 218H11V217H9ZM8 218V219H9ZM143 218V217H142ZM141 218V219H142ZM192 218V217H191ZM198 218V217H197ZM4 219V218H3ZM88 219V215H86V214H83V213H78V217L77 218H75V220H73V219H71V218H69L68 217V219H65V220H63V221H59V222H56V223H54V220H53V226L51 227V235L52 236H54L55 238L56 237H60V238H62V239H64V240H68V238L69 237H71V235H73V236H77V234H78V232H79V230L80 229H82L86 224H91V223H96V222H98L99 220H94V221H90V220H88L89 222H87L86 220ZM103 219V218H102ZM102 219H100V220H102ZM137 219H140V218H137ZM139 220V221H142V220ZM154 219H156V218H154ZM177 219V218H176ZM7 220V219H6ZM10 220V219H9ZM58 220V219H57ZM143 220L144 221H146V218H143ZM188 221H189V219H187ZM201 220H203V218H201ZM205 220H206V218H205ZM224 220V219H223ZM2 221H4V220H1V223H2ZM11 221V220H10ZM143 221V222H144ZM152 222H153V219L151 220ZM180 221V220H179ZM207 221V220H206ZM217 221V220H216ZM143 222H140L141 224H143ZM151 222V224H153ZM155 222V221H154ZM189 222H191V221H189ZM205 222V221H204ZM209 222V221H208ZM208 222H207V224H208ZM140 223H137V224H140ZM146 224V226H147V224H150V223H148V222H145ZM160 223V222H159ZM186 223V222H185ZM80 224H82V225H80ZM140 224V226H142ZM200 224H201V222H200ZM209 224H210V222H209ZM78 225H80V228H78L77 229V232H75L74 234H72L73 232L72 231H74V229L75 228H77L78 227ZM197 225H198V223H197ZM206 225V224H205ZM6 226V225H5ZM139 226V225H138ZM158 226V225H157ZM200 226V225H199ZM9 227V226H8ZM145 227V226H144ZM187 227V226H186ZM201 227V226H200ZM147 228H148V226H147ZM192 228V226L190 227V229ZM158 229H162L161 227H160V225H159V227H158ZM201 229H202V227H201ZM8 230V229H7ZM194 230V229H193ZM161 231V230H160ZM187 231H190L189 229L187 230ZM195 231V230H194ZM194 231H192V232H194ZM202 231L204 232V236H203V238H199V240H196V241H200V244H204L205 242H208V241H206L207 240V238L208 237H210L211 235L209 234V236H208V231L206 232L205 231V229L203 230L202 229ZM4 232H6V231H4ZM90 232H92V230L90 231ZM89 232V233H90ZM161 233V232H160ZM210 233V232H209ZM1 234H3V233H1ZM5 234V233H4ZM91 235V234H90ZM162 235V236H161ZM159 234V236H156V237H154V238H151V239H148V238H150V237H148V238H144L145 240H146V242H147V239H148V242H150L151 244H154V245H156V247H157V251H160V252H166L167 250H166V248L164 249V247L162 246V242L163 241H169L171 238H170V236H167V234L166 235H163V234ZM200 235H201V233H200ZM215 236V235H214ZM213 236V237H214ZM89 237V236H88ZM212 237V236H211ZM160 239V240H158V239ZM168 238H170V239H168ZM174 238V237H173ZM172 238V239H173ZM175 238H177V237H175ZM174 238V239H175ZM75 239V238H74ZM74 239H72V240H74ZM198 239V238H197ZM72 240H69V241H72ZM178 240H179V238H178ZM182 240V239H181ZM210 240V239H209ZM69 241H65V242H69ZM167 241V242H168ZM195 241V242H196ZM147 242V243H148ZM171 242H173L174 243V241H170V243ZM175 242H176V239H175ZM184 242V241H183ZM150 243H148L149 244V246L151 245ZM157 243L158 244H160V246H162L163 248L161 249L160 248V246L159 245H157ZM165 243V242H164ZM173 243H171V244H173ZM178 243H180L181 244V242L179 241ZM185 243V242H184ZM209 243V242H208ZM212 243V244H211ZM215 242H210L209 244H210V247H211V245H213ZM145 244V243H144ZM168 244V243H167ZM180 244H178V245H180ZM186 244V243H185ZM164 245V244H163ZM175 245V244H174ZM176 245H177V242H176ZM196 245H199V244H196ZM206 245V244H205ZM146 246V245H145ZM184 246V245H183ZM204 246V245H203ZM202 246V247H203ZM198 247V246H197ZM200 247H201V245H200ZM207 247H208V245H207ZM212 248V247H211ZM240 248H241V246H240ZM244 248V247H243ZM148 249V248H147ZM200 249V248H199ZM206 249V248H205ZM209 249V248H208ZM166 250V251H165ZM246 250H248V249H246ZM168 252V251H167ZM174 252V251H173ZM206 254V253H205ZM229 261V260H228Z\"/></svg>",
	"mask_w": 264,
	"mask_h": 264
}]
</instances>
